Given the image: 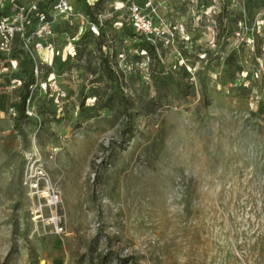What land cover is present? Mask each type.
<instances>
[{
	"label": "rangeland",
	"instance_id": "obj_1",
	"mask_svg": "<svg viewBox=\"0 0 264 264\" xmlns=\"http://www.w3.org/2000/svg\"><path fill=\"white\" fill-rule=\"evenodd\" d=\"M41 1L0 12V264H264V0Z\"/></svg>",
	"mask_w": 264,
	"mask_h": 264
},
{
	"label": "trees",
	"instance_id": "obj_2",
	"mask_svg": "<svg viewBox=\"0 0 264 264\" xmlns=\"http://www.w3.org/2000/svg\"><path fill=\"white\" fill-rule=\"evenodd\" d=\"M59 0H42L39 5H38V8H37V17L41 15H43L44 17H47L48 16V11H47V7L49 5H54L58 2ZM247 1H251V0H247ZM15 4V3H14ZM92 7L90 5L87 6L86 8V13L88 14L89 18L93 21V23H95L98 27V31L104 33V29L101 27L102 25L99 23L97 17H95L91 11ZM6 10L4 9L2 11L5 12ZM129 24H127L126 22H123V28H124V31H126L128 28H129ZM26 34L27 35H30L31 32L34 31V28L32 25H27L26 28ZM86 35V33L84 34ZM147 42V43H146ZM147 44V45H146ZM140 48H142V50H145L146 52H148L149 50L151 49H154L156 48V45L152 44V43H149L148 41L144 40L143 43H141V45H139ZM31 62H32V59H30ZM33 83H35V75L33 72L30 73V80L28 83H26L25 87H24V94L21 98V102L19 104V109H20V114H25V106H26V101L30 95V85H32Z\"/></svg>",
	"mask_w": 264,
	"mask_h": 264
},
{
	"label": "built area",
	"instance_id": "obj_3",
	"mask_svg": "<svg viewBox=\"0 0 264 264\" xmlns=\"http://www.w3.org/2000/svg\"><path fill=\"white\" fill-rule=\"evenodd\" d=\"M3 4H4L3 0H0V12H2L4 10ZM66 4H67L66 0H60L59 1L60 6H62V5L66 6ZM34 8H36V5H34ZM7 21H8L7 17H4L3 19H1L2 24H5V22H7ZM137 25L139 26V23H137ZM148 28H149V30L152 28V25L150 23H148Z\"/></svg>",
	"mask_w": 264,
	"mask_h": 264
}]
</instances>
